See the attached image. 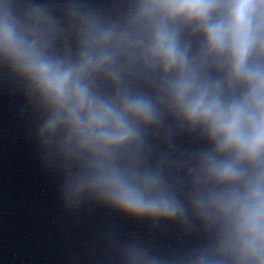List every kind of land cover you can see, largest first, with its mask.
Segmentation results:
<instances>
[{"label":"clouds","instance_id":"9594fccd","mask_svg":"<svg viewBox=\"0 0 264 264\" xmlns=\"http://www.w3.org/2000/svg\"><path fill=\"white\" fill-rule=\"evenodd\" d=\"M121 2L0 0V72L38 116L65 208L204 234L179 257L123 245L120 264H264V0ZM183 133L207 146L177 155Z\"/></svg>","mask_w":264,"mask_h":264}]
</instances>
